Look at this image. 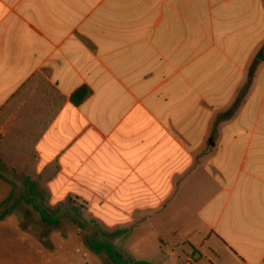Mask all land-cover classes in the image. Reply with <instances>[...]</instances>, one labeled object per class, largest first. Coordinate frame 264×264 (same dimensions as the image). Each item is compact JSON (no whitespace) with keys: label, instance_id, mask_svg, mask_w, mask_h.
<instances>
[{"label":"crops","instance_id":"1","mask_svg":"<svg viewBox=\"0 0 264 264\" xmlns=\"http://www.w3.org/2000/svg\"><path fill=\"white\" fill-rule=\"evenodd\" d=\"M0 149L49 207L199 257L154 264H264V0H0Z\"/></svg>","mask_w":264,"mask_h":264},{"label":"rangeland","instance_id":"2","mask_svg":"<svg viewBox=\"0 0 264 264\" xmlns=\"http://www.w3.org/2000/svg\"><path fill=\"white\" fill-rule=\"evenodd\" d=\"M9 158L0 149V264H111L105 254L97 255L89 249L88 240H98L96 234L102 229L92 223L84 206L75 205L79 216L68 204L51 208L47 195L44 199L40 197L43 189L39 187L34 203L59 218L60 225L55 227L43 222L33 205L22 199L28 195L24 186L27 178L24 164ZM10 208L14 209L7 214ZM72 218H76L77 223ZM79 224L84 228H79ZM169 231L170 228H162L161 235L156 237V229H146L110 242L126 259L131 257L153 264L162 258L161 253L170 256L172 251L184 260L187 256L199 258L196 253L192 254L189 246H181L178 237H170ZM159 237L165 238V246ZM210 261L215 263L207 254L193 264H212Z\"/></svg>","mask_w":264,"mask_h":264},{"label":"trees","instance_id":"3","mask_svg":"<svg viewBox=\"0 0 264 264\" xmlns=\"http://www.w3.org/2000/svg\"><path fill=\"white\" fill-rule=\"evenodd\" d=\"M249 87H250V82H248L247 85L243 88V90L241 91L239 97L237 98L236 102L233 104L231 109L226 114L221 116L219 118V121L230 119L235 115V113L240 108V106L244 100V97L246 96V94L249 90ZM89 93H90V91L88 90V88L82 87L72 96V99H71L72 103L76 106L80 105L88 97ZM24 186L28 190V195L23 196L22 199L27 201L29 204L33 205L35 211L41 215V219L43 222L50 224V225H54L55 227H59V225H60V219L59 218L50 215L46 209H44L42 206H39V205L34 203L36 197L39 196L38 195L39 185L36 182H33L30 178H26L24 181ZM45 195H47V194L43 191L40 194V197L42 199H44ZM69 204H70L69 207H71L74 211H76L77 215L79 216L80 215L79 209L76 208V206H74L72 204V202H70V201H69ZM13 209L14 208H10L7 211V214L11 213V211ZM72 220L74 223H77V221H78L76 218H72ZM92 223H96V222L93 221ZM78 226L81 229L84 228V225L79 224ZM126 233H127L126 231H116L114 233H108V232H105L103 230H99V232H97V234H96L99 237L98 240H93V239L88 240L89 249H90V251L96 253L97 255L105 254L107 259L109 260V262L111 264H152V263H149L147 261H137L131 257H128L126 259V257H124V255H122L116 249L115 245L110 242V240L115 239V238L120 237V236H123Z\"/></svg>","mask_w":264,"mask_h":264}]
</instances>
